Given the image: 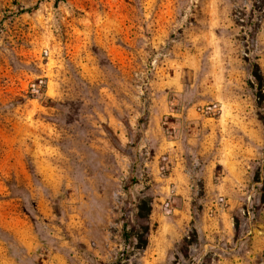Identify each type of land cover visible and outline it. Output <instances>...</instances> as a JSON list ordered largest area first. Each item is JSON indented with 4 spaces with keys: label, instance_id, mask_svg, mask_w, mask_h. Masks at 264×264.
Segmentation results:
<instances>
[{
    "label": "rangeland",
    "instance_id": "obj_1",
    "mask_svg": "<svg viewBox=\"0 0 264 264\" xmlns=\"http://www.w3.org/2000/svg\"><path fill=\"white\" fill-rule=\"evenodd\" d=\"M263 217L264 0H0V264H264Z\"/></svg>",
    "mask_w": 264,
    "mask_h": 264
},
{
    "label": "trees",
    "instance_id": "obj_2",
    "mask_svg": "<svg viewBox=\"0 0 264 264\" xmlns=\"http://www.w3.org/2000/svg\"><path fill=\"white\" fill-rule=\"evenodd\" d=\"M257 76V75H256ZM258 77V76H257ZM129 183H134V180H129ZM137 213H136V224L132 227V231H134L135 228H137L136 233L139 234L138 239L133 237L135 241L138 242V249H144L146 247L147 243V236L149 232L148 227V216L150 214V203L147 200H141L136 205ZM127 225L125 224L123 227V230L126 231ZM124 233V232H123Z\"/></svg>",
    "mask_w": 264,
    "mask_h": 264
},
{
    "label": "crops",
    "instance_id": "obj_3",
    "mask_svg": "<svg viewBox=\"0 0 264 264\" xmlns=\"http://www.w3.org/2000/svg\"><path fill=\"white\" fill-rule=\"evenodd\" d=\"M224 214H222L221 216H223ZM264 218V217H263ZM258 227H259V229L261 230V231H263V229H264V222L263 223H261V224H259L258 225ZM212 229V228H211ZM259 232L258 231V229H257V227L255 228V232ZM264 236H260V239L262 240V238H263ZM256 238V237H255ZM260 239H258L257 240V243H259L260 245H261V240ZM255 245H257V246H259L258 244H255ZM261 247V246H260ZM259 247V248H260ZM253 252L255 253V250L253 249ZM221 264H243V262L241 263H237L236 261H223ZM244 264H247V261L245 260L244 261Z\"/></svg>",
    "mask_w": 264,
    "mask_h": 264
}]
</instances>
